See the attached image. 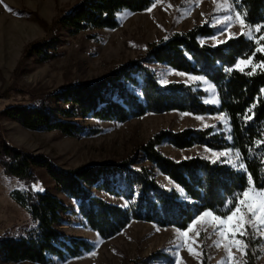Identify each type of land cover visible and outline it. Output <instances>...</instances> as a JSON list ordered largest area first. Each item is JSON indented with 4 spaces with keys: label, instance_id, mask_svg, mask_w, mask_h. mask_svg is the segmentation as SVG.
Here are the masks:
<instances>
[{
    "label": "trees",
    "instance_id": "obj_1",
    "mask_svg": "<svg viewBox=\"0 0 264 264\" xmlns=\"http://www.w3.org/2000/svg\"><path fill=\"white\" fill-rule=\"evenodd\" d=\"M154 0H79L58 19L70 35L81 31L113 29L117 15L123 11L139 12L149 8ZM236 10L246 13L251 25L264 23V0H239ZM211 27L196 25L176 32L148 45L144 55L129 60L93 82H84L50 93L32 106H10L2 114L26 129L59 131L76 135L83 128L74 117L91 116L101 120L125 121L148 112L179 111L191 114L224 113L229 120L231 140L213 127L180 131L160 130L153 134L137 152L143 153L147 165L135 166L134 158L75 169H56L42 155H33L9 146L0 140V162L7 176L32 182L36 168H44L67 196L78 201V209L86 225L102 238H110L131 221L153 222L159 226L185 229L198 212L215 209L227 214L225 201L247 186V174L226 163H210L209 159L193 156L175 161L162 154L157 146L167 141L176 148L195 144L211 149L239 148L241 162L253 176L257 188L264 187V72L255 75L236 70L239 58L247 59L257 45L245 36L227 38L216 46L203 43L202 37L212 34ZM264 43V42H263ZM55 40L39 41L27 47V52L41 61L56 56ZM26 56V55H25ZM264 59L257 52L255 63ZM147 63H158L177 71L203 75L215 85L219 105L205 104L203 92L182 82L161 85ZM226 68H233L225 72ZM137 77H140L138 81ZM0 98H6L0 94ZM63 104L54 109V101ZM254 105V107H253ZM249 109H251L249 111ZM58 115V116H55ZM245 116L253 117L245 122ZM251 149V151H249ZM158 169L179 185L182 194L162 186L154 177ZM88 187L128 201L127 207L114 205L91 195ZM12 199L29 214V225L16 232L0 236V259L5 262L28 261L47 264L54 259L76 258L92 249L83 238L63 235L56 226L63 220L67 206L48 189H15ZM259 240H252L246 263L255 264ZM203 264H207L203 257Z\"/></svg>",
    "mask_w": 264,
    "mask_h": 264
},
{
    "label": "rangeland",
    "instance_id": "obj_2",
    "mask_svg": "<svg viewBox=\"0 0 264 264\" xmlns=\"http://www.w3.org/2000/svg\"><path fill=\"white\" fill-rule=\"evenodd\" d=\"M78 1L0 0V94L6 97L0 98L2 142L29 154L42 155L56 169L69 170L128 158H134L135 166L147 165L152 168L143 159V153L137 150L160 130L176 132L185 128L200 130L212 126L214 133H223L228 139L229 120L220 112L190 115L174 110L148 112L125 121L101 120L91 116L74 117L73 121L83 128L76 135H65L56 130L26 129L19 122L5 117L2 110L7 107L32 106L46 95L65 87L100 80L114 68L144 55L151 43L176 32L187 31L193 26L206 25L212 28L210 36L200 38L201 42L210 45L216 44L211 39L213 35L220 41L226 40L229 32L235 33L236 37L240 35L238 22H234L223 34L217 31L219 25L212 26L213 17L226 14L217 11L218 5L214 0H199V3L197 0H154L149 7L151 11L147 8L118 14L116 28L86 30L70 35L68 29L60 26L58 19L72 10ZM253 33L264 34V29L260 33L253 29ZM52 38L55 40L56 52L53 58L41 61L27 52L29 45ZM146 65L154 71L158 82L166 78L169 82H182L192 85L195 90H201L205 104L214 105L205 101L218 98L216 88L209 89L206 81L191 78L200 75L188 73V76H180L177 73L181 71H171L173 68L163 64ZM137 79L140 81V77ZM54 106V109L61 108L63 104L55 100ZM198 116L203 119H197ZM157 148L175 161L193 156L214 158L212 152L199 144L181 149L162 141ZM229 155L234 158L235 150ZM153 175L162 186L182 194L180 187L177 188L158 169L154 168ZM34 186L36 189H48L67 206V211L62 214L63 220L56 228L63 235L83 238L92 244V249L79 257L54 259L47 264H203V257L207 264H229L223 242L217 246L220 237L211 224L196 225L189 233L192 243H182L184 238L175 226H159L147 221H131L116 235L102 238L86 225L79 213L78 201L63 193L46 169L36 168L33 181L27 182L7 176L1 162L0 236L29 225V214L12 199L10 193L15 189L34 190ZM88 190L91 195L124 207L125 200L122 197L109 195L93 187H88ZM196 232L200 235L196 236ZM253 235L259 236L258 233ZM256 239L259 244L255 248V264H264V238ZM232 251L240 261H246L245 255L237 249L233 248ZM0 264L38 263L5 262L0 259Z\"/></svg>",
    "mask_w": 264,
    "mask_h": 264
},
{
    "label": "snow or ice",
    "instance_id": "obj_3",
    "mask_svg": "<svg viewBox=\"0 0 264 264\" xmlns=\"http://www.w3.org/2000/svg\"><path fill=\"white\" fill-rule=\"evenodd\" d=\"M197 3H199V0H197ZM214 3L218 5V12L223 11L226 13L219 17H213L212 20L213 27H217L219 25L217 31L220 34H223L231 28L234 22H238L240 25V35L245 36L247 39L258 45L252 52L251 56H248L247 59L239 58L233 68L244 72L245 68L241 67L242 65L251 66V71L246 73L249 76L255 75L258 68L260 71L264 72V59H261L258 63L254 62L257 52L264 55V43H261V41H264V34L254 35L253 33V29L256 33H260L261 29H264V23H259L254 26L248 23L245 18L246 13L242 15L241 11L234 8V4H238L239 0H214ZM153 7H155V4H153ZM148 11H151V8H149ZM228 38L232 39L237 37L235 33L229 32ZM165 39H167V37H165ZM211 39L216 41L217 45L226 42L217 40L216 35H213ZM233 68H226L225 72L230 73ZM171 71L176 70L173 69ZM177 74L180 76L189 75L186 72H178ZM191 78L196 81H206L209 84V89L215 88V85H213L210 81H207V78L203 75L192 76ZM159 83L167 85L169 81L166 78H163L159 81ZM261 92L264 93V89H261ZM205 102L219 105L220 100L218 98H214L210 101L206 100ZM250 110L251 109H249V111ZM185 115H190V113H185ZM252 118L253 117L245 116V122L247 123V121ZM197 119L202 120L203 117L198 116ZM225 122L227 123V121ZM228 139L231 140V136H229ZM256 144L264 145V140H258L256 141ZM205 148L206 151L214 154V158L208 157L210 163H226L234 169L243 170L247 174V186L243 188V190L235 193L234 199L229 198L225 201L224 207L228 209L227 214L221 215L217 213L215 209H205L198 212V214L191 219L186 229H178L181 236L184 238L182 243H192L189 238V233L193 231L196 225L201 223L205 225L211 224L215 227V230L218 232L220 237V240L216 242L217 246L223 242V247L227 252L229 264H246V261H240L234 256L232 249L235 248L242 255L246 256L247 250L250 247L251 239L264 238V187L257 188L255 186L253 176L247 170V165L239 161V158L242 155L239 148L235 149L234 158L229 155L233 152V148H225L223 150H214L208 148L207 146H205ZM249 151H251V149ZM177 188H179V185H177ZM34 190L42 191L43 189H36L34 186ZM128 203V201H125L123 206L127 207ZM249 229H251V231H249ZM254 233H258L259 236H254ZM199 235L200 233L196 232V236ZM189 251L191 252L192 249L189 248Z\"/></svg>",
    "mask_w": 264,
    "mask_h": 264
}]
</instances>
